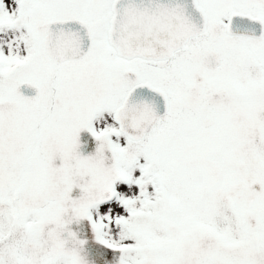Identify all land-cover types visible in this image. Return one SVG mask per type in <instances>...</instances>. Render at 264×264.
<instances>
[{
  "label": "snow or ice",
  "instance_id": "6c2138e0",
  "mask_svg": "<svg viewBox=\"0 0 264 264\" xmlns=\"http://www.w3.org/2000/svg\"><path fill=\"white\" fill-rule=\"evenodd\" d=\"M0 264H264V0H0Z\"/></svg>",
  "mask_w": 264,
  "mask_h": 264
}]
</instances>
